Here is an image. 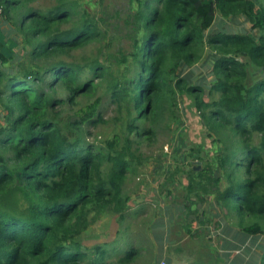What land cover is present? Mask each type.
<instances>
[{
    "label": "trees",
    "instance_id": "obj_1",
    "mask_svg": "<svg viewBox=\"0 0 264 264\" xmlns=\"http://www.w3.org/2000/svg\"><path fill=\"white\" fill-rule=\"evenodd\" d=\"M44 1L0 0V264H108L101 245L90 258L82 233L106 211L126 218L128 156L136 140L170 132L185 96L221 147L209 158L192 149L204 165L192 168L191 186L195 174L212 179L225 214L238 213L246 235L264 236V78L248 82L250 68L264 66V0H132L121 17L131 44L116 47L80 0ZM240 14L258 38L208 34L218 15ZM98 42L92 55H80ZM208 50L216 54L209 89L219 92L212 101L204 79L180 73ZM106 98L125 110L130 135L115 134L103 148L87 134L104 122ZM14 193L27 199L24 214L6 206ZM140 255L132 246L110 264ZM259 256L264 264V251Z\"/></svg>",
    "mask_w": 264,
    "mask_h": 264
},
{
    "label": "rangeland",
    "instance_id": "obj_2",
    "mask_svg": "<svg viewBox=\"0 0 264 264\" xmlns=\"http://www.w3.org/2000/svg\"><path fill=\"white\" fill-rule=\"evenodd\" d=\"M80 1L97 15L103 29L107 31L108 28V37L115 40V47L119 43L124 46L131 44L121 17L129 5L136 6V3L132 0ZM51 3V0H45L43 5ZM251 25L249 19L241 14L230 17L218 15L208 34L222 29L246 32L258 38L259 30L252 29ZM99 47L101 43H95L80 55L88 57ZM215 58L216 54L208 50L200 62L180 70L190 82L204 79L203 96L207 101L219 98L218 91L209 89L214 77L211 71ZM263 78L264 66L250 68L249 83ZM60 91L64 93L63 89ZM88 100L89 97H83L80 102ZM180 110L181 118L172 124L170 132L167 130L154 140H136V155L128 156L132 161L131 171L123 186V194L130 197L126 218L122 220L120 214L106 211L82 233L80 241L90 258L95 257L96 245L106 249L108 264L118 261L132 246L141 251L133 264H161L163 260L168 264H261L259 255L264 251V236L246 235L238 225L240 215L234 212L225 214L217 200L219 190L212 179L195 174L194 186H191L189 176L192 168L199 171L204 165L192 149L198 148L209 158L221 147L208 135L188 96L183 98ZM101 113L104 122L96 126L90 124L89 141L104 148L115 134L122 137L130 135L124 109L119 112L106 98ZM5 114L6 110L0 105V122L4 121ZM109 171L110 164H106L105 175ZM219 174L216 168L214 176ZM26 205L27 199L18 193L11 194L6 202L7 207L23 214ZM235 260L240 263H233Z\"/></svg>",
    "mask_w": 264,
    "mask_h": 264
},
{
    "label": "built area",
    "instance_id": "obj_3",
    "mask_svg": "<svg viewBox=\"0 0 264 264\" xmlns=\"http://www.w3.org/2000/svg\"><path fill=\"white\" fill-rule=\"evenodd\" d=\"M2 14H3V6L0 3V18L2 17ZM161 264H168V262L166 260H163Z\"/></svg>",
    "mask_w": 264,
    "mask_h": 264
},
{
    "label": "crops",
    "instance_id": "obj_4",
    "mask_svg": "<svg viewBox=\"0 0 264 264\" xmlns=\"http://www.w3.org/2000/svg\"><path fill=\"white\" fill-rule=\"evenodd\" d=\"M189 67V66H188Z\"/></svg>",
    "mask_w": 264,
    "mask_h": 264
}]
</instances>
